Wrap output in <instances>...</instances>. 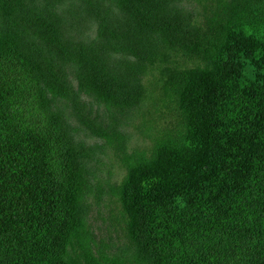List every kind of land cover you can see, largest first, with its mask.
<instances>
[{"label":"trees","instance_id":"obj_1","mask_svg":"<svg viewBox=\"0 0 264 264\" xmlns=\"http://www.w3.org/2000/svg\"><path fill=\"white\" fill-rule=\"evenodd\" d=\"M225 1L200 64L163 81L180 125L128 163L145 264H264V0ZM117 2L143 41L191 45L170 0ZM109 77L104 97L138 99L141 87ZM56 82L12 29L0 33V264H75L69 250L83 243L81 168L51 103Z\"/></svg>","mask_w":264,"mask_h":264},{"label":"rangeland","instance_id":"obj_2","mask_svg":"<svg viewBox=\"0 0 264 264\" xmlns=\"http://www.w3.org/2000/svg\"><path fill=\"white\" fill-rule=\"evenodd\" d=\"M170 1L189 24V47L166 37L143 41L144 27L117 0H0V33L12 29L56 76L58 93L51 103L81 168L78 218L84 230L81 247L69 250L75 264H86V257L96 264L147 262L125 197L128 163L150 153L165 130L180 125L163 81L173 70L200 64L226 4ZM101 74L114 77V87H141L140 96L125 101L116 93L107 99L98 86Z\"/></svg>","mask_w":264,"mask_h":264}]
</instances>
